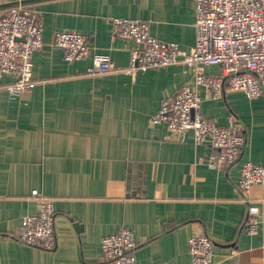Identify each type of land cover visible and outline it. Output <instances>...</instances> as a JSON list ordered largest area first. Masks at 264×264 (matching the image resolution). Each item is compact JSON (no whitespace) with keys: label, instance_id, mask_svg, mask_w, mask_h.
<instances>
[{"label":"crops","instance_id":"1","mask_svg":"<svg viewBox=\"0 0 264 264\" xmlns=\"http://www.w3.org/2000/svg\"><path fill=\"white\" fill-rule=\"evenodd\" d=\"M16 4L40 13L42 47L32 56L31 90L10 95L14 76L0 73V264H99L102 237L121 228L137 242L136 264H190L188 239L197 234L213 242L211 264H264L262 187L245 198L237 186L242 163L264 167V98L227 89L211 98L181 63L133 76L86 74L93 53L128 64L134 45L112 35L115 17L146 22L152 37L188 51L193 0H0V15ZM56 31L85 35L89 56L65 61L52 44ZM184 84L198 93L200 116L240 125L236 162L212 165L216 152L192 132L178 139L152 124L161 101ZM33 190L54 208L52 250L16 238L23 217L37 212Z\"/></svg>","mask_w":264,"mask_h":264},{"label":"built area","instance_id":"2","mask_svg":"<svg viewBox=\"0 0 264 264\" xmlns=\"http://www.w3.org/2000/svg\"><path fill=\"white\" fill-rule=\"evenodd\" d=\"M195 43L188 51L175 43L159 41L149 34L148 24L136 19H110L113 36L131 41L129 61L118 67L108 56L93 53L89 76L137 72L184 64L192 72L195 87H204L211 98L221 97L224 89L240 91L249 98H264V0H193ZM42 19L35 9L16 4L0 15V73L11 74L14 81L7 86L10 95L19 96L31 90L32 56L42 47ZM53 46L61 49L63 59L71 62L90 54L87 37L73 31H56ZM219 66V75H208L205 67ZM200 97L189 84L182 85L171 97L161 101L152 124H164L172 135L184 139L192 132L197 143H207L215 152L212 165L236 162L245 144L242 128L230 116L225 126L203 118L199 113ZM254 185L262 187L264 202V167L242 163L237 186L248 197ZM37 212L23 217L17 230L19 242L43 250L55 247L54 208L49 198L31 191ZM248 233H254L257 222L250 214L246 220ZM99 264H136L137 242L131 230L121 228L102 237ZM190 264H211L213 242L202 234L188 239Z\"/></svg>","mask_w":264,"mask_h":264},{"label":"trees","instance_id":"3","mask_svg":"<svg viewBox=\"0 0 264 264\" xmlns=\"http://www.w3.org/2000/svg\"><path fill=\"white\" fill-rule=\"evenodd\" d=\"M9 8V7H8ZM6 12V9H5V11L3 12V13H5Z\"/></svg>","mask_w":264,"mask_h":264}]
</instances>
